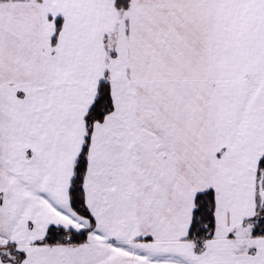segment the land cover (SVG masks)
<instances>
[{"label": "snow or ice", "instance_id": "1", "mask_svg": "<svg viewBox=\"0 0 264 264\" xmlns=\"http://www.w3.org/2000/svg\"><path fill=\"white\" fill-rule=\"evenodd\" d=\"M0 264H264V0H0Z\"/></svg>", "mask_w": 264, "mask_h": 264}]
</instances>
